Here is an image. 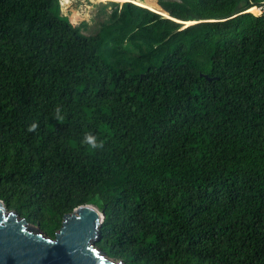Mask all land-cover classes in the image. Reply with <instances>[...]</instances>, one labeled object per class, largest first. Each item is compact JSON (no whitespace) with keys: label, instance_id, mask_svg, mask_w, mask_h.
<instances>
[{"label":"trees","instance_id":"16d2710c","mask_svg":"<svg viewBox=\"0 0 264 264\" xmlns=\"http://www.w3.org/2000/svg\"><path fill=\"white\" fill-rule=\"evenodd\" d=\"M136 1L85 35L0 0V200L50 237L97 207L125 264H264L262 0Z\"/></svg>","mask_w":264,"mask_h":264},{"label":"water","instance_id":"95a60500","mask_svg":"<svg viewBox=\"0 0 264 264\" xmlns=\"http://www.w3.org/2000/svg\"><path fill=\"white\" fill-rule=\"evenodd\" d=\"M104 218L97 207L80 205L63 216L61 227L50 237L0 200V264H125L96 244Z\"/></svg>","mask_w":264,"mask_h":264},{"label":"rangeland","instance_id":"374dc122","mask_svg":"<svg viewBox=\"0 0 264 264\" xmlns=\"http://www.w3.org/2000/svg\"><path fill=\"white\" fill-rule=\"evenodd\" d=\"M62 12L68 15L70 22L73 16V25L76 27L87 26V30L83 29L85 35H91L95 30L101 28V22L107 19V15L111 12L112 6L107 3H95L91 0H59ZM103 5L105 6L103 8ZM107 6V7H106ZM103 8V10H100ZM102 11L101 13H99ZM105 14H104V12ZM78 13V14H77Z\"/></svg>","mask_w":264,"mask_h":264},{"label":"bare ground","instance_id":"6f19581e","mask_svg":"<svg viewBox=\"0 0 264 264\" xmlns=\"http://www.w3.org/2000/svg\"><path fill=\"white\" fill-rule=\"evenodd\" d=\"M91 1H93V2H95V3H107V2H116V3H119V4H122L123 2H125V1H131L132 3H136V4H139V3H137V1L136 0H91ZM110 5V4H109ZM141 6H145V5H142V4H140ZM147 7V6H146ZM148 9H150V8H148ZM152 11H154V10H152ZM245 13V12H244ZM250 13H254V14H256V10L254 9V8H252V9H250ZM78 14V13H77ZM160 14H162V15H164V16H168L167 14H165V13H160ZM169 17V16H168ZM177 22V21H176ZM186 25H190V24H192L193 22H184Z\"/></svg>","mask_w":264,"mask_h":264},{"label":"built area","instance_id":"2783aa9c","mask_svg":"<svg viewBox=\"0 0 264 264\" xmlns=\"http://www.w3.org/2000/svg\"><path fill=\"white\" fill-rule=\"evenodd\" d=\"M252 8H254L256 10V14L251 13L252 15H254V16H260V15L264 14V0H262L259 5L253 6ZM252 8H250V9H252ZM250 9H248L245 12L246 13H250Z\"/></svg>","mask_w":264,"mask_h":264},{"label":"clouds","instance_id":"9594fccd","mask_svg":"<svg viewBox=\"0 0 264 264\" xmlns=\"http://www.w3.org/2000/svg\"><path fill=\"white\" fill-rule=\"evenodd\" d=\"M35 127H36L35 124H33V125L31 126L32 129H34ZM86 142L89 143L93 148L98 147V144H97L96 139H95L94 137H92V136H88V137H86Z\"/></svg>","mask_w":264,"mask_h":264}]
</instances>
